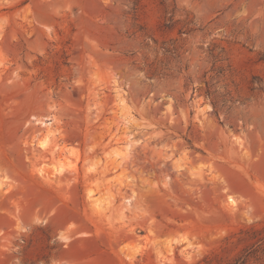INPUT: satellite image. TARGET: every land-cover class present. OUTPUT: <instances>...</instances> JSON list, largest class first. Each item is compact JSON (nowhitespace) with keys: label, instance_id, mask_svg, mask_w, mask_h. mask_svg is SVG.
I'll return each mask as SVG.
<instances>
[{"label":"rangeland","instance_id":"obj_1","mask_svg":"<svg viewBox=\"0 0 264 264\" xmlns=\"http://www.w3.org/2000/svg\"><path fill=\"white\" fill-rule=\"evenodd\" d=\"M263 222L264 0H0V264H214Z\"/></svg>","mask_w":264,"mask_h":264},{"label":"trees","instance_id":"obj_2","mask_svg":"<svg viewBox=\"0 0 264 264\" xmlns=\"http://www.w3.org/2000/svg\"><path fill=\"white\" fill-rule=\"evenodd\" d=\"M239 233L241 246L230 256H224L219 250L206 256L208 263L214 264H264V222L242 228Z\"/></svg>","mask_w":264,"mask_h":264},{"label":"bare ground","instance_id":"obj_3","mask_svg":"<svg viewBox=\"0 0 264 264\" xmlns=\"http://www.w3.org/2000/svg\"><path fill=\"white\" fill-rule=\"evenodd\" d=\"M49 124V123H48ZM115 152V155H117V156H119L120 154H121V152H119L117 149H116V151H114Z\"/></svg>","mask_w":264,"mask_h":264}]
</instances>
